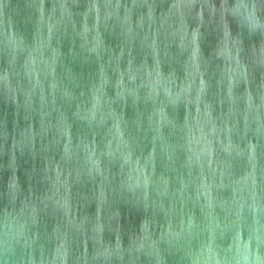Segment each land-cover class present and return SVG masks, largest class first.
<instances>
[{
  "label": "water",
  "instance_id": "95a60500",
  "mask_svg": "<svg viewBox=\"0 0 264 264\" xmlns=\"http://www.w3.org/2000/svg\"><path fill=\"white\" fill-rule=\"evenodd\" d=\"M61 2L43 0L45 18L58 19ZM99 2V31L105 51L98 56L91 51L92 34L87 39L81 34L86 13L89 27L95 23V13L89 12L92 0H67L71 19L53 33V49L58 55L52 58L51 52L45 50L49 63H40L33 76L25 68L27 50L14 52L11 41H22L26 46L36 41L43 28L41 0H0V76L7 75L6 81H0V225L13 208L8 183L14 171L25 195L31 193L41 199L34 217L37 243L31 247L15 244L14 251L0 255V264H30V258L36 264H48L55 252L57 232L67 224V217L62 208L47 199L52 189V183L45 178L47 167L54 169L60 164L73 169L69 178L72 214L89 224L95 220L99 178L86 174L85 146L95 148L111 186L117 187L128 175L127 166L121 167L119 153L107 154L109 141L113 148L116 145L117 122L148 183L134 195H116L109 190L103 212V239L113 246L119 239L126 250L122 259L114 256L109 264H157V252L160 264H192L189 251L198 252L210 239L221 256L226 255L230 264H235L234 258L239 255L233 244L237 231L245 240L257 227L264 232V213L259 214L257 224L249 207L252 191L264 205V109L259 119L251 116L246 123V104L239 98L243 85L233 89L237 97L233 103L227 98L228 85L222 78L223 61H218L219 67L212 64L202 68L210 84L205 101L212 108V116L218 127L226 124L232 129L222 133L220 139L225 145L230 139L235 150L228 155L214 143L212 169L206 160L201 167L189 151L185 127L189 111L195 113V105H185L183 101L173 105L162 93L153 98L142 78L144 67L153 65L149 47L152 33L147 24L143 29L137 28L131 40L124 33L120 17L125 6L133 9L134 26L141 11L147 15V8L136 9L132 0H120L119 15L105 21L103 13L108 0ZM110 2L115 6L116 0ZM168 2L157 0L156 16L160 15L161 6L166 10ZM195 9L198 12L199 5ZM157 41H161V70L182 80L184 66L183 57L176 50L178 42L165 56L163 36H158ZM214 45L215 34L210 31L201 46L207 54ZM130 59L134 68L141 70V76L132 82L125 75L122 88L118 83L120 73L126 72ZM254 79L253 96L259 104L258 73H254ZM97 95L101 102L93 112ZM161 108L165 113L163 121L158 115ZM69 137L75 153L70 164L64 160V145ZM250 143L256 146L254 157L249 154ZM76 169L84 170L79 179ZM51 175L54 179V170ZM113 214L115 219H111ZM189 218L195 225L191 230ZM145 222L155 248L146 246L136 251L133 246L142 237ZM170 230L177 235L169 237ZM230 245L232 251L227 252ZM129 248H133L131 253ZM94 252L95 243L90 235L86 238L70 232L68 264H84L85 257L91 264ZM260 253L264 256V245L260 246Z\"/></svg>",
  "mask_w": 264,
  "mask_h": 264
},
{
  "label": "clouds",
  "instance_id": "9594fccd",
  "mask_svg": "<svg viewBox=\"0 0 264 264\" xmlns=\"http://www.w3.org/2000/svg\"><path fill=\"white\" fill-rule=\"evenodd\" d=\"M169 3L171 6L169 7ZM136 9L147 8V15L144 11L139 14L140 19L136 21L135 26L132 22L133 9L125 6L124 14L120 17L124 33L131 40L137 34L136 29H143L147 24L152 33V40L149 47L153 57L152 67H144L142 78L147 81L153 98H158L161 93L165 100L173 105L183 101L185 105H195V113L189 111V117L185 120V127L188 130L189 151L195 157V161L203 167L205 160L208 167L212 169L213 144L217 143L220 149L228 155L230 150H235L229 139L225 145L220 136L224 132L230 133L231 128L225 124L223 127L217 126V120L212 116V108L205 101V95L210 87L209 81L205 79V73L202 68L207 69L210 65L218 61H223L222 78L226 79L228 85V100L235 103L237 99L233 94V89L237 85H243L242 98L246 104L245 122L249 117L255 116L259 119L261 110L264 109V0H170L167 3L166 10L161 6L160 15L156 16L157 0H132ZM199 5L197 12L195 6ZM120 0H116L115 6L111 5L110 0L105 5L103 19L106 21L114 15H119L118 9ZM89 12L95 13V23L89 27L86 20L81 29V34L87 39L89 33L91 37V51L98 56L105 51L104 43L99 31L101 23V5L99 0H92ZM71 12L67 8V0H62L60 4V16L53 21L52 17L45 18L43 13V0H41V24L43 28L31 46H26L22 41L12 40V48L26 49L27 58L25 63L26 70L33 76L37 73L40 63L48 64L45 50L51 52V57L58 55L53 49V33L58 26L71 19ZM191 19V24H189ZM155 32L153 33V27ZM46 29V31H44ZM215 34V45L206 54L202 48V42L208 38L209 32ZM163 36V52L165 56L170 55L171 48L178 42L177 53L183 57L184 78L177 80L174 74L165 75L161 70V41L158 43L157 37ZM123 50L120 55L123 56ZM131 53L129 52V55ZM187 60H184V56ZM119 59V58H117ZM254 73L259 74L260 83L257 87V95L260 103L255 102L253 96V86L255 85ZM127 75L129 81L135 82L138 76H141V70L133 66L131 59L128 62L126 72L120 73L119 85L124 88V77ZM102 77L106 81V75ZM7 75L0 76V81H6ZM96 103L93 106V112L100 105V96L95 97ZM159 120L165 119L163 108L159 109ZM116 145L113 148L110 140L107 146V154L113 156L119 153L122 161L121 167L127 166L128 175L126 180L113 188L109 181L108 174L101 166L100 158L95 148L85 146L86 148V174L92 178H99V191L97 195V214L96 218L90 224L85 219H78L71 211V185L69 178L73 169L62 168L56 164L45 169V178L52 183L51 195L48 200L54 201L57 207L62 208L67 217V224L63 229L57 232L56 249L48 264H68L69 257V234L72 231L83 234L86 238L90 237L95 243V252L91 258V264H109L115 257L123 258L125 249L117 239L115 246L106 244L103 239L105 223L103 218L104 207L108 203L109 190L116 195L130 194L134 195L141 186L147 187V176L140 166L138 160L133 159L132 152L128 148L127 141L124 140L122 132L119 129V123L116 124ZM264 127V124H261ZM255 145L249 144V154L254 157ZM74 150L71 145V138L64 145V160L71 163L74 158ZM191 160V157H190ZM55 173L54 179L51 175ZM76 177L80 178L84 170L76 169ZM213 171H215L213 169ZM67 172V176H65ZM143 178V180H142ZM254 183V180H253ZM8 196L13 205L12 211L7 212L3 224L0 225V255L6 252L14 251V245L23 243L27 247L34 246L38 241V233L33 231L37 225L34 221L35 212L41 203L40 196H33L31 193L25 195L19 178L13 172V176L8 183ZM251 203L249 207L253 213L254 220L259 224V214L264 213V205L258 202L254 191L249 193ZM111 219H115V214ZM194 223L189 218L188 229L194 227ZM142 237L138 243L134 244L136 251L143 250L146 246L150 249L155 248L154 242L150 241L149 225L145 222L142 225ZM169 237L173 234L169 231ZM237 253L235 264H264V256L260 253V246L264 245V232L257 227L248 239H244L240 231H237L236 238L233 241ZM255 245V246H254ZM87 248L85 247V252ZM129 253L133 248L127 250ZM232 251V245L226 250ZM192 264H230L228 257L221 256L210 239L207 244L201 246L198 252L189 251ZM30 264H36L34 259L30 258ZM84 264H89L87 257ZM157 264H160V258L157 252Z\"/></svg>",
  "mask_w": 264,
  "mask_h": 264
}]
</instances>
